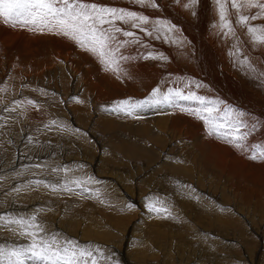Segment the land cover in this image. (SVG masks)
<instances>
[{"label": "bare ground", "instance_id": "bare-ground-1", "mask_svg": "<svg viewBox=\"0 0 264 264\" xmlns=\"http://www.w3.org/2000/svg\"><path fill=\"white\" fill-rule=\"evenodd\" d=\"M94 2L148 16L149 31L157 19L178 31L166 40L126 25L142 43L120 49L130 58L112 71L71 39L0 21V193L37 202L40 210L26 216L35 215L45 233L106 245L125 264L161 260L157 253L163 259L154 264L174 255L176 264H193L184 259L192 254L194 264H264V159H249L264 148V43L255 48L246 29L237 32L239 43L227 45L213 0H197L194 15L185 7L189 0H155L158 7L149 9L136 0ZM235 12L231 7L234 29ZM249 23L264 25V17ZM149 53L166 59H145ZM185 83L244 113L249 128L256 125L245 148L210 135L203 120L176 107H145L133 115L111 110L123 100L149 98L155 88L184 89ZM100 185L106 189L99 191ZM100 197L115 221L137 210L130 214L138 215L143 230L124 219L112 225L106 214L99 222L89 208ZM150 204L167 211H152ZM21 205L31 207V201ZM136 225L141 246H151L146 256L126 251ZM26 242L0 227V244Z\"/></svg>", "mask_w": 264, "mask_h": 264}, {"label": "snow or ice", "instance_id": "snow-or-ice-1", "mask_svg": "<svg viewBox=\"0 0 264 264\" xmlns=\"http://www.w3.org/2000/svg\"><path fill=\"white\" fill-rule=\"evenodd\" d=\"M148 2L151 7H158L155 0ZM136 3L144 4L145 0H136ZM196 3L197 0H189L185 7H192ZM217 5L220 27L227 30L225 35L234 34L232 24L227 19L225 0H217ZM231 7L238 12L243 7L258 10L251 16L239 15L236 23L246 27L254 42L264 43V25L253 26L249 23L250 20L264 16V0H243V2L231 0ZM0 21L11 27L26 28L41 33L48 31L71 39L84 50L97 56L105 66V70L112 71H119V62L130 58L123 56L120 49L142 43L136 32L127 30L122 25H129L147 36L153 34L146 27L149 24L148 16L124 8L101 5L94 0H0ZM152 28L157 33L156 38L159 39L160 34H163L166 40L170 39L168 33L178 31L175 25L160 19L153 22ZM144 58L166 59L162 54L153 56L151 53ZM244 63L247 61L245 60ZM196 87L199 88L201 85L197 84ZM182 102H197L201 107H187L186 103ZM221 105V101L198 95L191 90L190 83H185L184 89L169 88L161 92L160 88H155L149 98L136 101L123 100L111 110L133 115L137 110L145 107H176L181 112L203 120L209 127L210 135L221 136L233 146L245 148L244 142L256 130V125L253 124L249 128L244 113ZM212 121L218 122L212 123ZM221 129L225 131L221 132ZM251 147L254 149L256 146ZM249 159H264V148L258 154L253 151ZM50 187L54 191L57 190L56 185ZM63 187L64 190L71 191L67 185ZM128 207L131 208L132 205ZM149 208L157 213L167 211L152 204ZM0 222H3L5 227L15 224L19 229L18 234L27 240L23 244H0V264H98L96 253L100 258L103 257L98 247L93 248L90 245H81L78 241L60 238L57 233H45L43 227L36 222L35 215L27 219L0 216ZM13 231L15 232L16 229Z\"/></svg>", "mask_w": 264, "mask_h": 264}, {"label": "rangeland", "instance_id": "rangeland-1", "mask_svg": "<svg viewBox=\"0 0 264 264\" xmlns=\"http://www.w3.org/2000/svg\"><path fill=\"white\" fill-rule=\"evenodd\" d=\"M240 2H243V0H240ZM229 3H231V0H225V4H226V7H227V13H228V15H227V19L231 22V16H230V10H231V5L229 4ZM212 4H213V6H214V8H215V11H216V16L219 18V10H218V5H217V0H213V2H212ZM143 6L144 7H147L148 9L149 8H153V7H151L150 6V4H149V2H148V0L146 1V3L145 4H143ZM192 9H194V6H192L191 7V10ZM234 9V8H233ZM195 10V9H194ZM194 10H192V14L193 13H195L194 12ZM234 10H236V9H234ZM194 15V14H193ZM239 15H246V16H251V12L249 11V9H244V7L242 8V9H240L239 10V12L236 10V12H235V14H234V18H235V23H236V20H237V18H238V16ZM264 17V16H263ZM230 18V19H229ZM219 20H220V18H219ZM251 21V20H250ZM249 21V22H250ZM152 24L153 23H151L150 25H149V28L153 31V32H155L154 30H153V28H152ZM236 28L234 29V27H233V29H234V34H229V37H230V39H228V41H227V45H231L233 42H240V39H239V37L237 36V32H243V31H245L246 30V27L245 26H243V25H241V24H238V23H236ZM124 27H126V25H124ZM231 35V36H230ZM247 36L249 37L250 35H249V33L247 32ZM233 38V39H232ZM231 40V41H230ZM259 44L258 43H254L253 44V46L256 48L257 46H258ZM29 136V135H28ZM59 151H60V153H61V150H60V148H59ZM79 173H82V171L81 172H79ZM91 176V175H90ZM95 181H96V178H95ZM99 181L100 182H102L101 181V179H99ZM98 180L96 181L97 183H100ZM100 184H102V183H100ZM103 186V185H102ZM102 186L100 185V188H99V191L101 190V188H102ZM34 189V188H33ZM103 189L105 190L106 189V187H104L103 186ZM34 190H36V188L34 189ZM113 189H111V191H112ZM114 191V190H113ZM99 193H101V192H99ZM74 195L75 196H77V197H84V195H82V194H80V193H77V192H75L74 193ZM92 196V195H91ZM64 197H66V195H64ZM98 198H99V196H98ZM98 198H94L95 199V201H93V203H92V207L90 206V208H89V211H91V209L93 208V210L91 211V212H94L95 214L94 215H96L97 214V216H96V218L99 220V222L101 221L100 220V216H105V214H106V220H109L108 222L110 223V221H111V224L112 223H115V222H117L119 219H124V222L126 223V225L128 224V221H130V226L131 225H134V223L136 224H139V228L137 227V225L135 226V228H134V226H132V231H131V233H133V238L131 239V242H130V244H129V246L127 247V249H126V251H127V253L131 256V257H136L139 253H141V255H142V253L144 254V253H147V252H149V250L151 249V246H147V245H143V246H141V242L138 240V238H136L137 237V235H138V230H143V228H142V226H141V221L139 222V218H138V215H135V214H130V213H132V211H137V210H132L131 212H129V214H126V215H122V216H125V218H119V219H116V221H115V219H112L111 217H108V215L107 214H110L111 212V214H113V209H111V208H109V207H111V205L109 204V203H106V199H103L102 197H100V198H102V199H98ZM21 199H23V201H27V199H29V201H31V207H23V205H21V207H17V203H23V201H21ZM88 199V198H87ZM86 199V200H87ZM98 202V203H97ZM101 202V203H100ZM102 202H104V204L102 203ZM106 204V205H105ZM94 205V206H93ZM102 206V207H101ZM106 206V207H105ZM95 207V208H94ZM98 207V208H97ZM101 207V208H100ZM95 209H96V211H95ZM108 209V210H107ZM131 209H133V207H131ZM38 210H40V205L37 203V202H34V200L33 199H31V198H27V197H25V196H16V195H12V194H6V193H0V216H3V217H13V218H19V217H23V218H25V219H27V216H26V214L28 213V212H31V211H38ZM105 212V213H104ZM98 214H100V215H98ZM102 214V215H101ZM129 215V216H128ZM127 217V218H126ZM128 219V220H127ZM134 222V223H133ZM102 224V223H101ZM100 224V225H101ZM98 225V224H97ZM112 225H114V224H112ZM107 225L105 224V227H106ZM123 225H121L120 227H122ZM0 227L5 231V232H7L8 234H10L11 236H13V237H15V238H19L21 241H23V242H26V238L25 237H22V236H20L18 233H19V229L17 228V226L15 225V224H10V225H8L7 227H5L4 226V223L3 222H0ZM119 227V228H120ZM136 228H138L137 229V232H133V230H135ZM141 228V229H140ZM13 229H16V231L14 232L13 231ZM150 231L152 232V229L150 228ZM121 232H125L124 230H121ZM153 232H152V236H153ZM71 240H74V241H76V239H75V236L74 235H71ZM153 240H154V244H156L155 242V239L153 238ZM262 241V240H261ZM260 241V242H261ZM112 245H114V243L112 244ZM260 246H264V243L263 242H261V245ZM102 248V249H101ZM101 248H99V250H100V252H101V250L103 251L102 253H103V257L102 258H100L99 257V254L98 253H96V255L98 256V264H103L104 262H105V264H125V263H123V262H121V261H119V257L117 256V257H115L116 256V251H115V249H111V248H109V247H107L106 245H102V247ZM114 251V252H113ZM166 252V251H165ZM108 253V254H107ZM111 253H114V254H111ZM145 255V254H144ZM146 256V255H145ZM155 256L158 258V257H160L161 258V260H158V259H156V260H151L150 262H143V260H142V262L144 263V264H154L155 262H162V259H163V257L162 256H160V253H157V254H155ZM192 256H193V254H192ZM191 255L189 256V255H186L185 256V258L184 259H187V262H189L190 261V259H191V261H192V263L194 264L195 262H194V258H191L192 257ZM186 257H188V258H186ZM175 258V255L173 256V258H171V259H167V261H168V263H166V264H176L177 263V260H178V257L177 258H175L176 260H173ZM112 259H114V260H112ZM130 259V258H129ZM189 259V260H188ZM170 261V262H169ZM176 261V262H175ZM103 262V263H102ZM173 262V263H172ZM141 263V262H140ZM143 263H141V264H143ZM182 264V263H181Z\"/></svg>", "mask_w": 264, "mask_h": 264}]
</instances>
